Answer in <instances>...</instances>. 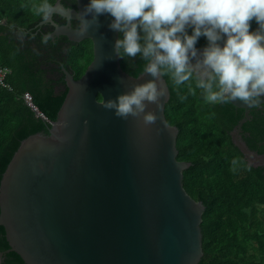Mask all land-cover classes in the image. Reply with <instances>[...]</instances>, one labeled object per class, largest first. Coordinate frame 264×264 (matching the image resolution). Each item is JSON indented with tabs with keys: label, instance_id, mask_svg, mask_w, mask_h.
<instances>
[{
	"label": "water",
	"instance_id": "1",
	"mask_svg": "<svg viewBox=\"0 0 264 264\" xmlns=\"http://www.w3.org/2000/svg\"><path fill=\"white\" fill-rule=\"evenodd\" d=\"M74 2L76 11L57 2L39 26H52L50 39L62 37L75 45L89 41L92 62L78 80L62 69L66 95L48 136L21 142L2 176L0 228L6 254L23 264H199L204 207L183 190L182 174L190 165L176 161L178 131L164 117L166 83L159 109L147 106L158 117L147 128L103 108L104 100L152 78L122 73L110 15L99 16V27L81 34L78 14L90 0ZM53 16L67 24L57 26ZM229 103L244 112L231 134L233 145L249 165L263 167L264 157L249 152L240 131L264 99L251 108Z\"/></svg>",
	"mask_w": 264,
	"mask_h": 264
},
{
	"label": "trees",
	"instance_id": "2",
	"mask_svg": "<svg viewBox=\"0 0 264 264\" xmlns=\"http://www.w3.org/2000/svg\"><path fill=\"white\" fill-rule=\"evenodd\" d=\"M40 2L0 0V65L11 71L5 79L10 91L0 88V182L21 142L37 134L48 136L66 95L62 69L78 80L93 58L89 41L75 45L55 38L37 43L51 33L39 27L45 18L34 12L33 5ZM57 2L67 10L74 0H48L52 7ZM257 27L253 21L251 30ZM206 46L207 39L200 37L196 48ZM119 59L126 76L137 79L143 74L139 56ZM163 80L169 92L164 117L178 131L176 161L190 165L182 174L183 190L204 207L199 264H264V218L258 213L264 210V168L249 165L231 140L244 112L229 102L207 103L201 90L176 86L168 76ZM26 94L48 123L24 105L21 98ZM97 101L101 102L99 97ZM250 117L241 128L240 141L251 154L264 157V106L250 111ZM7 251L0 228V264H23Z\"/></svg>",
	"mask_w": 264,
	"mask_h": 264
},
{
	"label": "clouds",
	"instance_id": "3",
	"mask_svg": "<svg viewBox=\"0 0 264 264\" xmlns=\"http://www.w3.org/2000/svg\"><path fill=\"white\" fill-rule=\"evenodd\" d=\"M33 10L46 19L52 5L41 0ZM105 14L114 18L109 28L120 34L116 55L139 56L143 76L152 78L104 100L102 107L117 118H134L145 128L155 124L157 115L146 109H159L167 94L165 76L176 86L201 90L210 104L239 101L251 108L264 99V0H90L78 14L81 34L98 28ZM200 37L207 39L202 50L196 48Z\"/></svg>",
	"mask_w": 264,
	"mask_h": 264
},
{
	"label": "built area",
	"instance_id": "4",
	"mask_svg": "<svg viewBox=\"0 0 264 264\" xmlns=\"http://www.w3.org/2000/svg\"><path fill=\"white\" fill-rule=\"evenodd\" d=\"M11 74V71L4 66L0 65V88L2 87L4 90L10 91L9 86L7 85L5 79L9 77ZM22 101L24 105L35 115L39 116L41 120H43L45 123H48V121L43 118V116L38 112L36 107L33 105L32 100L29 95H23Z\"/></svg>",
	"mask_w": 264,
	"mask_h": 264
},
{
	"label": "flooded vegetation",
	"instance_id": "5",
	"mask_svg": "<svg viewBox=\"0 0 264 264\" xmlns=\"http://www.w3.org/2000/svg\"><path fill=\"white\" fill-rule=\"evenodd\" d=\"M75 2H73V4H69V7L71 8V9H67V10H73V11H76V3L74 4ZM52 21H53V23L54 24H56L57 26H65L66 24H67V22H65V20H63V19H61L60 17H58V16H53L52 17ZM75 25H77V24H75V23H71V28H72V30H73V28H74V26ZM40 28H41V31L43 32V33H48V32H51V33H49V36L53 33V28H52V26L50 25V24H44V25H41V26H39ZM77 27H78V25H77ZM42 32H41V34H42ZM35 37H37L36 35H35ZM56 37H54V38H52V39H49V40H54ZM59 38H62V37H58L57 39H59ZM39 42H42V43H44L41 39L40 40H38L37 41V43H39ZM264 167V166H263ZM0 260L2 259V257H3V255H0Z\"/></svg>",
	"mask_w": 264,
	"mask_h": 264
},
{
	"label": "rangeland",
	"instance_id": "6",
	"mask_svg": "<svg viewBox=\"0 0 264 264\" xmlns=\"http://www.w3.org/2000/svg\"><path fill=\"white\" fill-rule=\"evenodd\" d=\"M258 213H259L260 217L263 219L264 218V210L259 209Z\"/></svg>",
	"mask_w": 264,
	"mask_h": 264
},
{
	"label": "bare ground",
	"instance_id": "7",
	"mask_svg": "<svg viewBox=\"0 0 264 264\" xmlns=\"http://www.w3.org/2000/svg\"><path fill=\"white\" fill-rule=\"evenodd\" d=\"M5 27V26H4Z\"/></svg>",
	"mask_w": 264,
	"mask_h": 264
}]
</instances>
